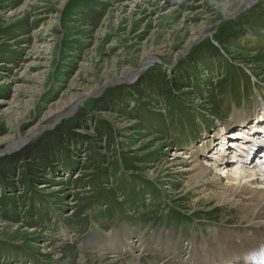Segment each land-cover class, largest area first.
<instances>
[{
  "label": "rangeland",
  "instance_id": "obj_1",
  "mask_svg": "<svg viewBox=\"0 0 264 264\" xmlns=\"http://www.w3.org/2000/svg\"><path fill=\"white\" fill-rule=\"evenodd\" d=\"M146 74L172 96L129 99ZM122 87L128 109L104 112ZM263 102L264 0H0V264H245L243 236L262 245L264 224L204 197L236 169L201 141ZM59 143L76 154L51 165ZM195 150L215 188H187ZM21 152L39 176L4 160Z\"/></svg>",
  "mask_w": 264,
  "mask_h": 264
},
{
  "label": "bare ground",
  "instance_id": "obj_2",
  "mask_svg": "<svg viewBox=\"0 0 264 264\" xmlns=\"http://www.w3.org/2000/svg\"><path fill=\"white\" fill-rule=\"evenodd\" d=\"M238 120H239V117H235L234 121H238ZM259 131H260V128H257V132H259ZM206 134L207 133H205V135ZM203 136H204V134H203ZM236 136L239 137L238 134ZM228 138L233 139V140H230V142H229L230 145H228L229 143L227 144V146L224 145L225 143H223L222 142L223 140H221L220 141V148L218 149V151L217 150L215 151L217 153V155L215 157L208 159L212 164H214L215 161H217V165H218L217 167H221L223 164L222 158L220 161L218 160L219 156L223 155L225 157L226 162H227L229 160H236L237 155H238L236 150L238 147L244 148V149L250 151V148H248L249 146L243 145L244 146L243 147L241 144L238 143L239 142L238 139L234 140V138L232 136H228L227 140H228ZM224 139H226V137H224ZM202 140L203 141L201 143H202V145H204V150L206 151V153L207 152L209 153L210 151H212L213 148L207 149L208 144H207L206 138H202ZM12 146H13V147H11L12 149L17 147L16 145H12ZM231 148L233 149L232 151H231ZM196 150L194 152H192V157H188V160L191 159V161L189 162L190 163L189 169H190V174H192V175L190 177V180L187 182L188 183L187 188L188 189L194 188L196 185L200 184L201 181H204L205 184L210 183L215 188L214 185H217V184L215 182H211L210 178L212 179V181L217 180V178L210 174L211 171H209L210 169H207V167H206L207 165H202L199 163V160H198L199 157H198V155H196V153H197ZM203 157L208 158L207 155L203 156ZM229 163L235 164L232 161ZM250 163H252V162H250ZM229 167L235 168V166L234 167L228 166V167H223V168H226L225 170H228ZM223 168H222V170H223ZM235 169H237V168H235ZM260 169H261V167H259L258 164H254V165H251V168H249L245 171L237 170V174L228 173V175H226L224 177V180L227 183L223 186V188L221 190L216 189V191H214L213 194H210L208 197H206V196H204V197L205 198H209V197L214 198L215 200H218L220 203L224 202L225 204L233 206L237 210L242 209L244 211H247L251 215H252V213H255L254 215L257 218L258 222L260 224H264V171H261ZM222 170H219V171L221 172ZM256 174H258V175H256ZM256 176H259V177H256ZM239 177H243L242 179H248V182H250V183L252 182V187L246 188L245 186L240 185V182L237 183V178H239ZM217 191H219V194L217 193ZM262 228L263 229L259 234L253 233L252 237L254 235H259V238H264V226ZM243 237H245L247 244H250L251 247L248 249V251L247 250L244 251L243 245L246 243L242 242L243 244L241 246L242 251H241V256H240L243 259L242 262H244L245 264H262V263L264 264V258H262L260 256V252H259V251H264V243L262 245H258L254 240L249 239V237H246L245 235ZM168 239H169V237H168ZM240 248L238 249L237 252H239ZM193 250H194V248H193ZM234 251L235 250H233L232 252H234ZM217 252H218V254L221 253L220 251H217ZM222 253L224 255L225 254H231V253H228L227 250L223 251ZM219 256H220V254H219ZM231 256L233 258V255H231ZM212 257H214V256L212 255ZM100 258H101V256H100ZM231 259L228 260V262L231 261ZM215 260H217V259H215ZM225 264H234V262L225 263Z\"/></svg>",
  "mask_w": 264,
  "mask_h": 264
},
{
  "label": "trees",
  "instance_id": "obj_3",
  "mask_svg": "<svg viewBox=\"0 0 264 264\" xmlns=\"http://www.w3.org/2000/svg\"><path fill=\"white\" fill-rule=\"evenodd\" d=\"M184 78H186V77H184ZM140 81H139V83H137L136 85H135V87H133L131 90H134L133 92H131L130 91V93H131V95H129V92L127 93V95H128V97H129V99H131L132 98V96H136V100L137 101H140V100H147L148 102V104L150 103V99H152L153 97H154V94L156 93V90H158V92H161V95H162V99L164 100V99H166V98H170L171 96H172V90L170 89V87H172L171 85H169L170 83L167 81V80H165V81H163V82H161L160 83V81H158V79L157 80H153V78H152V75H150L149 77H148V74H146V75H142L140 78ZM131 87H127V88H125V87H122V89L120 90V93L121 94H118L117 93V90H119L120 88H112L111 90H107L108 91V93L106 94V95H103L102 97H101V99H100V102L99 101H95V100H93V101H91V102H88V105H86V106H84L85 108H83V110H81V112L83 113L82 115H80V119H84L85 120V118H83V116H84V114L86 115L87 113H89L88 111H89V109L90 108H93V107H96V105H98V102L99 103H101V104H103L104 105V112H107L108 110H112V111H114V113L115 112H117V111H120V109H128V108H126L125 106H123L122 105V103L121 102H128L127 101V99L125 98V95H123V91H129V89H130ZM178 89L179 88H174V90H176V91H178ZM123 90V91H122ZM109 91H111V92H109ZM106 93V92H105ZM104 93V94H105ZM150 93V94H149ZM145 98V99H144ZM88 110V111H87ZM99 111V110H98ZM101 111V110H100ZM136 112V111H135ZM84 117H86V116H84ZM97 124H98V126H101V130H105V129H103L104 127H107L106 125H107V123H105V121H103V120H99V121H97ZM103 124H105L104 126H103ZM59 128H60V126H59ZM66 131V130H65ZM52 133H54L53 131H51L50 133H49V135H51ZM106 133H107V141H110V140H113L114 139V136H113V134H112V131H111V129H109V127H108V129L106 130ZM64 135V136H63ZM46 136H48V134L46 135ZM61 138H60V141H63V144H66L67 143V141H69V139H68V137H67V135L65 136V133L64 132H62V134H61ZM39 141H40V137H38L36 140H35V142H31L29 145H35L36 147L34 148V149H38V147H40L41 145L40 144H44L47 140L45 139L44 141H43V143H39ZM49 145H51L50 143H48ZM47 144V145H48ZM63 144H61L60 145V143L58 144L59 145V148H60V153H59V155L57 156V155H53V153H55V152H53L52 153V155H53V157H52V159H48L47 157L48 156H46L45 155V159L48 161V163L49 164H51L52 165V163H55V161H54V159L56 160V159H58V158H60V159H62V160H65L64 158H66L67 157V159H69V160H71L70 159V157L72 156V155H75L76 154V152H75V149L74 148H71L70 149V147L69 146H64L63 147ZM52 146V145H51ZM29 148V147H28ZM27 149V148H26ZM30 150H31V148H29ZM67 150V153H65L64 151H66ZM24 151H26V150H24ZM23 151V152H24ZM46 151V153H48V150H45ZM23 152H21V154H17L18 156L17 157H15V158H13V159H10V158H7V159H4L7 163H9L8 165H10L11 164V162L12 163H17V162H19V161H21V162H24V161H26V160H29V162H28V164H29V166H31L32 168H33V172H34V174H33V176H39L38 175V173L36 174V170L35 169H38L39 167H38V164L35 162V160H33L32 159V153H30V154H28V153H24L23 154ZM40 153H42V151H40ZM110 153H112V151L110 150ZM40 155V154H39ZM51 155V156H52ZM50 156V157H51ZM14 157V156H13ZM31 157V158H30ZM44 158V156H42L41 155V158ZM10 159V160H9ZM33 160V161H32ZM9 167V166H8ZM28 167V166H27ZM26 167V169H28ZM8 171V173H9V171H10V169L9 168H6V170L4 169L3 171H2V173H5V172H7ZM6 175V174H5Z\"/></svg>",
  "mask_w": 264,
  "mask_h": 264
},
{
  "label": "water",
  "instance_id": "obj_4",
  "mask_svg": "<svg viewBox=\"0 0 264 264\" xmlns=\"http://www.w3.org/2000/svg\"><path fill=\"white\" fill-rule=\"evenodd\" d=\"M143 68H147V66H146V67H143ZM136 76H138V73H137ZM136 76H135V78H136ZM134 80H135V79H134ZM38 135H40V134H37V136H38ZM34 138H35V136H34ZM29 140H30V139H29ZM29 140H26V142L29 141ZM21 148H22V147H20L19 149H21Z\"/></svg>",
  "mask_w": 264,
  "mask_h": 264
}]
</instances>
